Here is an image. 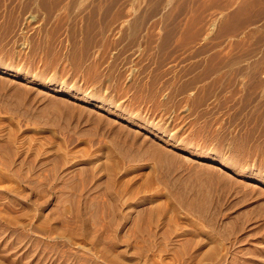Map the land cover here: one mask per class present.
Listing matches in <instances>:
<instances>
[{"label":"rangeland","instance_id":"374dc122","mask_svg":"<svg viewBox=\"0 0 264 264\" xmlns=\"http://www.w3.org/2000/svg\"><path fill=\"white\" fill-rule=\"evenodd\" d=\"M0 264H264V0H0Z\"/></svg>","mask_w":264,"mask_h":264}]
</instances>
